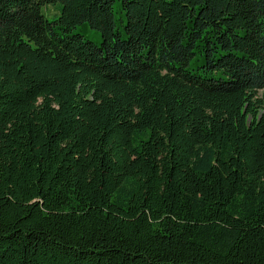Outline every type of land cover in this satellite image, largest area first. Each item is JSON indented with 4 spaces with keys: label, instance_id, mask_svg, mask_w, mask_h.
Wrapping results in <instances>:
<instances>
[{
    "label": "trees",
    "instance_id": "obj_1",
    "mask_svg": "<svg viewBox=\"0 0 264 264\" xmlns=\"http://www.w3.org/2000/svg\"><path fill=\"white\" fill-rule=\"evenodd\" d=\"M0 264H264V0H0Z\"/></svg>",
    "mask_w": 264,
    "mask_h": 264
},
{
    "label": "rangeland",
    "instance_id": "obj_2",
    "mask_svg": "<svg viewBox=\"0 0 264 264\" xmlns=\"http://www.w3.org/2000/svg\"><path fill=\"white\" fill-rule=\"evenodd\" d=\"M114 11H115V15H116V18L118 20H120L121 18H124V20L126 21L125 19V15L123 13H121V6H120V2H117L115 4V8H114ZM47 13L49 14V16H54L55 14V10L50 7L47 9ZM49 18V17H48ZM82 34L90 41L96 43L97 45H100L101 42H102V37H101V34L97 31H94V30H91L89 28H87L86 30H83L82 31Z\"/></svg>",
    "mask_w": 264,
    "mask_h": 264
}]
</instances>
